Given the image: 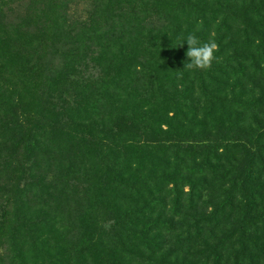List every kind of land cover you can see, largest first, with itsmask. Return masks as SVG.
<instances>
[{"label":"trees","instance_id":"obj_1","mask_svg":"<svg viewBox=\"0 0 264 264\" xmlns=\"http://www.w3.org/2000/svg\"><path fill=\"white\" fill-rule=\"evenodd\" d=\"M0 264H264V0H0Z\"/></svg>","mask_w":264,"mask_h":264},{"label":"clouds","instance_id":"obj_2","mask_svg":"<svg viewBox=\"0 0 264 264\" xmlns=\"http://www.w3.org/2000/svg\"><path fill=\"white\" fill-rule=\"evenodd\" d=\"M187 43L188 50L186 56L188 61L185 62L184 68L190 70H208L216 60L215 53L218 51V45L215 41L201 43L194 34H189L180 45Z\"/></svg>","mask_w":264,"mask_h":264},{"label":"rangeland","instance_id":"obj_3","mask_svg":"<svg viewBox=\"0 0 264 264\" xmlns=\"http://www.w3.org/2000/svg\"><path fill=\"white\" fill-rule=\"evenodd\" d=\"M87 5L86 3H79L76 5H71L69 11L70 14L73 12L75 14V16L83 14L85 9H86ZM14 8V7H13ZM23 11V6H16L14 10H8L7 11V16L10 20H16L17 16L22 13Z\"/></svg>","mask_w":264,"mask_h":264}]
</instances>
